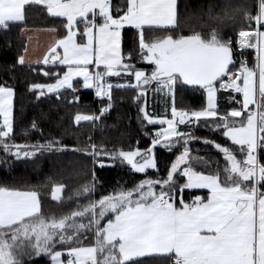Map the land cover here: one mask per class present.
<instances>
[{"label": "snow or ice", "instance_id": "1", "mask_svg": "<svg viewBox=\"0 0 264 264\" xmlns=\"http://www.w3.org/2000/svg\"><path fill=\"white\" fill-rule=\"evenodd\" d=\"M31 5L63 18L67 30L42 61L44 65L58 62L67 70L44 71L55 82L33 83L31 90L60 99L63 89L76 93L79 87L94 88L102 103L106 97L99 115H75L79 125L98 121L109 112L114 87L136 89L135 98L144 105L139 107L142 120L166 127L151 135L150 146L144 149L109 151L94 142L71 149L94 159L119 161L145 178L93 200L98 179L93 173V181L79 192L89 202L70 215L45 216L35 189L0 186V264H41L45 257L51 264H141L138 258L150 255L170 259L171 264H264V0H258L255 13L238 9L247 24L236 40L215 27L204 35L146 38V32L178 26L177 0H127L115 12L112 0H0V28L24 22ZM226 18L227 12L215 17L217 21ZM126 26L137 30L138 55L153 66L150 72L137 69L133 51L123 50ZM245 48L255 50L251 65ZM17 62L25 65V56L20 55ZM122 74L128 81L114 85L110 78ZM77 77L82 84L76 81L74 86ZM178 83L203 89L206 107L178 108ZM146 86L172 97L170 118L148 112L143 99ZM221 90L227 93L226 101L239 106L220 108ZM15 96L14 87L0 85V149L18 160L68 150L58 140L31 145L12 142ZM79 99L74 95V102ZM201 121L238 146L233 149L215 140L203 141L222 153L226 162L212 173H206L207 161L193 157L189 147L190 141L199 139L191 129ZM181 125L188 130H181ZM36 127L33 122L32 128ZM178 145L182 151L161 173L157 148L172 152ZM238 154L242 155L238 158ZM63 187L53 189V199H60ZM191 189L208 191L186 202L184 192ZM89 232L95 237L94 244L79 246Z\"/></svg>", "mask_w": 264, "mask_h": 264}, {"label": "trees", "instance_id": "2", "mask_svg": "<svg viewBox=\"0 0 264 264\" xmlns=\"http://www.w3.org/2000/svg\"><path fill=\"white\" fill-rule=\"evenodd\" d=\"M114 12L126 6L122 0H112ZM178 26L175 29L147 32L146 38L161 37L165 35H189L193 32L206 34L213 27L219 29L228 38L237 39L239 30L246 27V20L242 11L247 9L255 13L258 0H179ZM228 13V18L217 21L215 17ZM64 19L53 17L42 6L31 5L26 8V20L10 24L8 29L0 28V85L12 86L16 90L14 98V133L12 142L17 144L44 143L46 140H58L68 145V150L45 151L29 159H16L0 149V186L15 187L21 190L35 189L40 193L41 210L45 216L57 218L70 215L86 206L89 200L79 195L84 185L93 181V173L98 178L95 182V200L101 195L112 193L121 187H130L145 178V174L135 173L130 166L119 161H110L107 157L94 159L87 155L71 151L75 148H84L94 142L98 147L109 151L116 149L134 150L150 146L151 135L158 131V127L150 126L142 120L139 107L143 103L136 100L137 90L131 88L114 89L112 92L113 107L95 122L81 121L75 123V115H99L104 103L97 99L92 91L83 90L76 93L70 89L62 92L60 99L55 94L40 96L38 91L31 90L33 83H54V76H45L44 71L62 73L66 67L61 65H20L18 58L23 55L27 46V39L23 30L29 29H55L60 37L66 34ZM137 31L133 28L123 30V50H131L136 57L132 63L137 69L151 71L138 55L135 42ZM251 65L255 61L252 51L244 52ZM76 86V84L74 85ZM74 95L80 97L78 102L73 101ZM219 107H238L226 101L227 93L219 92ZM236 95V94H234ZM241 99L240 95H236ZM176 102L179 108L200 110L205 107L206 97L203 89L177 85ZM144 99V98H143ZM35 122L37 127L32 128ZM185 130H188L185 128ZM191 131L199 139L189 146L193 157L207 161L204 165L206 173H212L217 165L223 167L226 163L221 154L215 153L213 145L205 144V139L230 146L229 140L223 137L220 130H215L211 124L204 125L201 121L193 126ZM149 133V135H146ZM90 138V139H89ZM137 141L139 142L137 144ZM182 148H175L172 152L158 148L156 156L161 173L179 155ZM210 153H207V152ZM203 152V153H202ZM199 153L201 155H199ZM99 161V162H98ZM100 162L104 167L100 166ZM152 170L149 171V175ZM57 185H64L60 200L53 199V189ZM200 195L193 192H184L185 201ZM95 238L89 232L81 237L79 244L86 247L94 244ZM141 264H171V260L164 258L141 259ZM41 264H51L50 258L45 257Z\"/></svg>", "mask_w": 264, "mask_h": 264}, {"label": "crops", "instance_id": "3", "mask_svg": "<svg viewBox=\"0 0 264 264\" xmlns=\"http://www.w3.org/2000/svg\"><path fill=\"white\" fill-rule=\"evenodd\" d=\"M122 1H124L125 4L127 2V0H122ZM178 3H179V0H177V11H178V5H179ZM126 28H132V27L126 26L124 29H126ZM175 28H177V27H175ZM175 28L169 27L168 29H175ZM123 30H122V36H123ZM161 30H166V29H163V28L155 29L152 32L161 31ZM146 34H147V32H146ZM23 35L27 39V46H26L27 51L24 52V54H23L25 56V60H26L25 65H37V64H43L42 61H43L44 56L49 55L51 47L55 45V43L58 39L63 38L66 34L63 37H60L58 32L53 28H45V29H29V28H26L23 30ZM122 47H123V43H122ZM58 51H60V50L58 49ZM250 51L254 52V54H255V50L253 51L251 49ZM37 61H40V63H37ZM143 62L145 64L153 67L147 61L143 60ZM57 65H58V62H57ZM61 66H63V65H61ZM64 67H66V66H64ZM128 79L129 78L123 74L120 77H111L110 78L111 82L114 85L125 83L128 81ZM76 81H80L82 84V78L81 77H77L74 79V81H73L74 85L76 84ZM132 82L133 83L135 82L134 79L132 80ZM186 86L198 87V86H191V85H186ZM146 87H147V96L144 99H146V101H147L146 107H147L148 112L154 116H164L167 114L170 118L172 97L171 96H165L163 93H154L151 86H146ZM114 89H125V88H115L114 87L113 90ZM176 89H177V86H176ZM63 90H65V89H63ZM63 90H61V91H63ZM83 90L92 91L95 95V89L94 88H92V89H84L83 88ZM49 94H51V93H49ZM236 95H239V94H236ZM95 97L97 99L101 100V98L97 97L96 95H95ZM205 97H206V103H205V107H206V105H207L206 93H205ZM106 99L107 98L105 97L104 100H106ZM176 99L177 98H176V90H175V104L177 106ZM217 99H218V105H219V95H218ZM236 119H240V118H236ZM150 126L158 127V130L161 127H166V125L162 126L159 124L150 125ZM194 126H196V125H194ZM180 128H181V130H185V126H183V125H181ZM158 148H160V147H158ZM161 149H163V148H161ZM185 191L188 192L189 194H191L193 192H197V193H200V195H206L208 190L207 189H191V190H185ZM62 193H63V191H62ZM193 198L194 197H191L190 200H188L186 202H190ZM60 199H61V197H60ZM56 201H58V200H56ZM147 258H149L151 260V259L159 258V256L150 255V256H145V257H141L138 259L141 260V259H147Z\"/></svg>", "mask_w": 264, "mask_h": 264}, {"label": "rangeland", "instance_id": "4", "mask_svg": "<svg viewBox=\"0 0 264 264\" xmlns=\"http://www.w3.org/2000/svg\"><path fill=\"white\" fill-rule=\"evenodd\" d=\"M207 34V33H206ZM251 49H247V48H245V49H243V52H249ZM253 51H254V49H252ZM0 123H2V117H0ZM34 129V128H33ZM216 130V129H215ZM194 141H196V140H192V141H190V143H189V146L191 145V143H193ZM229 142H230V147H232L233 149H236L238 146H234V145H232V143H231V141L229 140ZM204 143V142H203ZM208 145V144H207ZM177 148H182L180 145H178L177 146ZM175 149V148H174ZM213 150H214V152L215 153H218V154H221L222 155V153H219V151L217 150V149H215V147L213 146ZM207 152V151H206ZM203 153V152H202ZM207 153H210V152H207ZM191 154H192V152H191ZM199 155H201L200 153H199ZM240 155H242V154H238V158L240 157ZM223 156V155H222ZM134 171V170H133ZM150 171V170H149ZM140 174V173H139ZM59 196L60 197H62V192L61 193H59ZM50 216V215H49ZM52 216V215H51ZM91 233V232H90ZM94 236V235H93ZM95 238V237H94ZM79 246H82V245H80L79 244ZM84 247V246H83ZM86 247H88V246H86Z\"/></svg>", "mask_w": 264, "mask_h": 264}, {"label": "built area", "instance_id": "5", "mask_svg": "<svg viewBox=\"0 0 264 264\" xmlns=\"http://www.w3.org/2000/svg\"><path fill=\"white\" fill-rule=\"evenodd\" d=\"M81 88H79V90H80ZM154 135V134H153Z\"/></svg>", "mask_w": 264, "mask_h": 264}]
</instances>
